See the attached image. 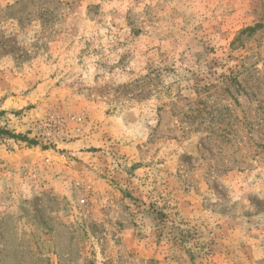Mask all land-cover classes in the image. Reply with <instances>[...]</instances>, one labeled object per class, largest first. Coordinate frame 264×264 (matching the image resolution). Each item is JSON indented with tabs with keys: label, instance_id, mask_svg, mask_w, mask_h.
Masks as SVG:
<instances>
[{
	"label": "rangeland",
	"instance_id": "obj_1",
	"mask_svg": "<svg viewBox=\"0 0 264 264\" xmlns=\"http://www.w3.org/2000/svg\"><path fill=\"white\" fill-rule=\"evenodd\" d=\"M0 264H264V0H0Z\"/></svg>",
	"mask_w": 264,
	"mask_h": 264
},
{
	"label": "trees",
	"instance_id": "obj_2",
	"mask_svg": "<svg viewBox=\"0 0 264 264\" xmlns=\"http://www.w3.org/2000/svg\"><path fill=\"white\" fill-rule=\"evenodd\" d=\"M2 114H3V112H0V115H2ZM0 137H7L9 139L26 141V142H28L31 145L36 143L33 140H29L28 138H26L24 136H21L19 134H14V133H12V132L4 129V128H1V127H0Z\"/></svg>",
	"mask_w": 264,
	"mask_h": 264
}]
</instances>
